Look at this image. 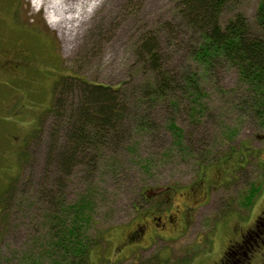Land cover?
Returning a JSON list of instances; mask_svg holds the SVG:
<instances>
[{
  "label": "rangeland",
  "instance_id": "rangeland-1",
  "mask_svg": "<svg viewBox=\"0 0 264 264\" xmlns=\"http://www.w3.org/2000/svg\"><path fill=\"white\" fill-rule=\"evenodd\" d=\"M173 1L92 0L68 43L40 0H0V264H61L52 245L75 204L87 208L92 264H222L247 230H263L264 132L235 107L237 71L218 68L201 82L207 106L196 117L188 95L142 98L153 75L145 41L168 74L190 69ZM259 1H229L221 25L241 13L258 32ZM81 81L119 88L127 109L118 139L91 141L67 176L55 157L69 143ZM253 237L250 264H264V234Z\"/></svg>",
  "mask_w": 264,
  "mask_h": 264
},
{
  "label": "trees",
  "instance_id": "trees-1",
  "mask_svg": "<svg viewBox=\"0 0 264 264\" xmlns=\"http://www.w3.org/2000/svg\"><path fill=\"white\" fill-rule=\"evenodd\" d=\"M229 1L231 0L173 1L172 6L178 9L176 16L184 24L188 35L181 41H185L190 69L181 76L168 74V68L160 63V52L154 42L145 41L141 45L140 53L144 62L151 65L153 75L144 87L142 98L153 104L155 101L164 102L170 97L175 98L179 93L188 95L193 99L191 111L196 117L198 109L207 106L201 99V82L207 77L218 75V68L233 67L240 81L238 89L232 91L235 107L244 119L250 114L259 130L264 132V0L258 2L254 14L255 26L259 33L253 30L247 17L241 13L221 25L219 16ZM173 22L172 20L169 23L170 26ZM81 86V101H78L75 111L70 113L71 116L67 117L68 123L65 121L68 124L69 143L60 148L55 157L58 168L67 176L83 161L82 157L81 161L77 159V153L82 149L81 152L86 155L83 151L91 141L101 145L110 138L118 139L122 131V116L127 109L124 103L117 104L119 100L115 94L119 88L85 81H81ZM61 102L60 96L56 106L53 104L50 111L55 114L59 112ZM147 124L146 120L141 121L139 127L144 129ZM170 127L174 129L176 138L182 142V129L173 122ZM70 143L73 145L70 146ZM12 183L7 191L13 187ZM71 208L73 221L56 237L52 248L62 252L61 264H92L90 249L96 242L92 243L84 231L88 222L87 215H84L87 208L83 204H75Z\"/></svg>",
  "mask_w": 264,
  "mask_h": 264
},
{
  "label": "bare ground",
  "instance_id": "bare-ground-1",
  "mask_svg": "<svg viewBox=\"0 0 264 264\" xmlns=\"http://www.w3.org/2000/svg\"><path fill=\"white\" fill-rule=\"evenodd\" d=\"M44 2V3H43ZM92 0H40V3L46 7L50 16L57 14L58 18H49L48 24L58 31V35L71 42L75 37L74 29L82 26L83 18L93 9L85 8L89 6Z\"/></svg>",
  "mask_w": 264,
  "mask_h": 264
},
{
  "label": "flooded vegetation",
  "instance_id": "flooded-vegetation-1",
  "mask_svg": "<svg viewBox=\"0 0 264 264\" xmlns=\"http://www.w3.org/2000/svg\"><path fill=\"white\" fill-rule=\"evenodd\" d=\"M261 234H264V227L263 230L257 229L256 232L247 230L240 241H236L228 247V256L225 257L222 264H246L248 261L250 264L254 258L253 252L258 249V244L255 242L253 235L257 237Z\"/></svg>",
  "mask_w": 264,
  "mask_h": 264
}]
</instances>
